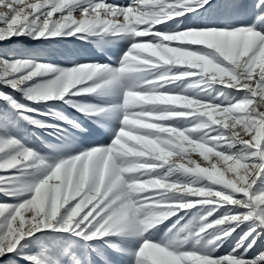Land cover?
Returning <instances> with one entry per match:
<instances>
[{"label": "snow or ice", "instance_id": "obj_1", "mask_svg": "<svg viewBox=\"0 0 264 264\" xmlns=\"http://www.w3.org/2000/svg\"><path fill=\"white\" fill-rule=\"evenodd\" d=\"M0 264H264V0H0Z\"/></svg>", "mask_w": 264, "mask_h": 264}, {"label": "rangeland", "instance_id": "obj_2", "mask_svg": "<svg viewBox=\"0 0 264 264\" xmlns=\"http://www.w3.org/2000/svg\"><path fill=\"white\" fill-rule=\"evenodd\" d=\"M5 46H8V45H5ZM28 46H29L28 44H23V45L17 44V47H28ZM84 51H85V53L87 54V53L90 51V49H86V50H84ZM36 133H37V135H39V136H41V137H44L45 139H51V138L47 137L46 134L43 133V132L40 131V130H36ZM99 139H101L99 136H97V135H93V136H91V137H87V138H85V142H86V143H87V142H95V141H98ZM192 156H193V158H195V159H200V158L198 157V154H196V153H192ZM226 247H227V245H226Z\"/></svg>", "mask_w": 264, "mask_h": 264}]
</instances>
